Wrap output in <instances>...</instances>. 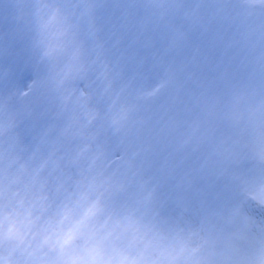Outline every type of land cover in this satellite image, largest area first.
<instances>
[{
    "label": "clouds",
    "instance_id": "obj_1",
    "mask_svg": "<svg viewBox=\"0 0 264 264\" xmlns=\"http://www.w3.org/2000/svg\"><path fill=\"white\" fill-rule=\"evenodd\" d=\"M0 264H264V0H0Z\"/></svg>",
    "mask_w": 264,
    "mask_h": 264
}]
</instances>
